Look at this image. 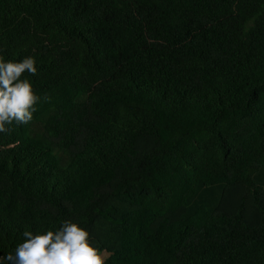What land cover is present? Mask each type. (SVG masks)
Wrapping results in <instances>:
<instances>
[{
    "label": "trees",
    "instance_id": "1",
    "mask_svg": "<svg viewBox=\"0 0 264 264\" xmlns=\"http://www.w3.org/2000/svg\"><path fill=\"white\" fill-rule=\"evenodd\" d=\"M28 56L0 257L70 220L105 264H264V0H0Z\"/></svg>",
    "mask_w": 264,
    "mask_h": 264
},
{
    "label": "clouds",
    "instance_id": "2",
    "mask_svg": "<svg viewBox=\"0 0 264 264\" xmlns=\"http://www.w3.org/2000/svg\"><path fill=\"white\" fill-rule=\"evenodd\" d=\"M37 74L35 60L28 56L19 61L0 59V133L10 126L27 124L33 119L34 95L32 84L21 79L24 73ZM25 240L14 253L0 257V264H105L104 256L90 243L89 232L70 220L63 221L55 232L25 231Z\"/></svg>",
    "mask_w": 264,
    "mask_h": 264
},
{
    "label": "rangeland",
    "instance_id": "3",
    "mask_svg": "<svg viewBox=\"0 0 264 264\" xmlns=\"http://www.w3.org/2000/svg\"><path fill=\"white\" fill-rule=\"evenodd\" d=\"M103 256L105 257V254H103Z\"/></svg>",
    "mask_w": 264,
    "mask_h": 264
}]
</instances>
